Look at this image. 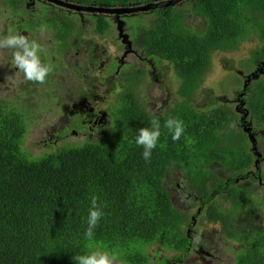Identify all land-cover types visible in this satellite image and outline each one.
Masks as SVG:
<instances>
[{
    "label": "trees",
    "instance_id": "obj_1",
    "mask_svg": "<svg viewBox=\"0 0 264 264\" xmlns=\"http://www.w3.org/2000/svg\"><path fill=\"white\" fill-rule=\"evenodd\" d=\"M65 1L129 6L152 0ZM8 2L15 11L23 5L22 1ZM183 2L181 7L178 3L142 12L147 17L137 23L132 46L141 49V55L171 63L181 78L178 93L190 98V91L197 90V84L204 81L215 50H233L252 35L264 40V0ZM188 19L199 22L189 24ZM35 23L38 28L53 24L60 47L67 46L64 39L72 34L73 22L51 14L47 20ZM109 27L105 16H96L98 34L103 35ZM74 34L78 37L77 32ZM138 84L134 82L133 86ZM95 91L83 87L74 100H92L85 102L81 111L76 110L75 122L82 112L91 121L98 118ZM120 92L106 108V125L96 134L79 146L61 145L41 156L25 147L30 119L26 108L31 107L19 106V111L0 101V264H76L74 255L97 247L116 253L125 264H164L168 258H156L161 250L177 255L176 264H189L182 258L188 247L183 229L192 218L173 206L165 185V178L174 173L182 174L201 201V213L195 212L193 217L203 216L207 223L220 225L225 237L243 246L236 253L235 264H264V224L259 219L264 198L252 197L250 191V183L258 186L264 174L259 167L261 160L254 159L259 152L247 149L245 138L237 137L244 132L230 130L226 142L221 138L222 124L212 109L195 111L181 103L149 114L145 105L139 108L132 92ZM250 93L247 107L261 127L264 146V86ZM48 99L55 97L50 93ZM61 108L67 111L63 103ZM225 114L228 123L236 120L235 127L240 123L239 118L233 119L232 110ZM169 117L184 122L185 133L179 140L173 141L163 127ZM154 118L161 123V136L146 162L135 138L139 128L150 127ZM72 125L76 127V123ZM219 172L226 174L225 180ZM92 195L106 207L93 239L88 240L84 231Z\"/></svg>",
    "mask_w": 264,
    "mask_h": 264
},
{
    "label": "rangeland",
    "instance_id": "obj_2",
    "mask_svg": "<svg viewBox=\"0 0 264 264\" xmlns=\"http://www.w3.org/2000/svg\"><path fill=\"white\" fill-rule=\"evenodd\" d=\"M17 1H22L26 8L22 5L19 11H15L8 0H0V35L15 31L28 36L29 39H35L44 49L40 54L42 62L45 61L46 64L53 67V72L48 76L45 83L22 85L21 81L25 80L24 76L19 75V73L15 75L12 72L11 50H0V101H4L12 107H31L28 113L30 115L29 128L24 142L25 147H29L33 155L41 156L45 152L55 151L61 145L79 146L89 135L96 134L98 129H101L99 120L103 116L100 119L98 118L96 124L89 127L90 122L85 115H82L85 122L83 123L84 120H81L75 128L72 126L74 120H71L74 113H71L69 108L66 112H63L61 108L62 103L70 105L72 99L80 93L82 84L85 83L83 78L80 80L73 67L81 68L84 73L88 71L90 64L86 62V59L90 57L89 54L86 52L84 57L79 54V58L74 64L69 62L71 55L77 51L80 52L82 49L79 47H81L90 51V55L98 58L101 64L100 69L103 65L113 67L112 79L115 70L123 72H127L126 68L128 70L133 68L138 70V73L125 74H128L131 81L140 84L144 82L145 89L142 85L136 86V89L142 87L144 90V104L149 114L157 113L156 110L165 111L166 106L172 109L175 104L186 103L189 107L195 109H212L214 117L221 123L224 121L223 136L221 137L223 141H228L230 130H235V133L244 131V134H237V137L245 138L247 149L252 147L259 152V154L254 155V159L259 158L261 160L259 167L261 174H264V146L260 139L261 127L254 121L247 105L244 103L243 106L247 110L244 114L246 116L242 118L245 123H240L238 127L233 126L231 123L228 124L225 114L227 110H235L237 101L245 100L248 91L257 86H264V40H259L255 35H252L246 41L238 43L233 50H215L211 56L204 81L197 84V90L190 91V98H185L178 93L181 78L177 76V70L173 68L171 63L161 62L148 54L141 55L142 50L132 46V41L136 37L137 23L147 17L146 13H143L144 17L140 12L124 17L120 16L118 19H114L110 15H104L109 21L110 27L101 35L95 31L96 14L94 13L77 11L75 13L42 0ZM183 4V1L180 2L178 7L183 6ZM51 14H56L61 19L73 22L72 34L64 39L67 44L66 47H60L59 41L61 40L56 37L53 24L46 23L42 25L45 26V30L41 31L42 26L38 28L35 23L38 20H47ZM149 15L153 16V13ZM118 20L123 25L122 35L125 36L124 41L119 37L118 30H116ZM196 22H199V20L188 19L189 24ZM26 27L34 29L32 35L24 32L22 28L26 29ZM75 32L78 33V37L74 34ZM75 40L78 42L77 49L69 45V43H74ZM119 44L126 45L128 56L124 62H110L114 55L119 58V55L123 52L118 49ZM136 50L140 53V56L136 55ZM254 51L256 52L254 53ZM6 63H8L7 67ZM10 70V75L6 76ZM120 78L123 81L120 85L129 83L122 75ZM110 88L106 87L94 92L96 93V99L99 101H94V106L100 113L114 100L113 94H110V91H112V88ZM50 93L55 97L54 100L48 99ZM249 95L251 93L248 94L247 99ZM211 99L214 102H211ZM85 107L86 104L83 101L72 105L73 110ZM251 169L254 170L253 167ZM219 177L225 180L227 176L219 172ZM183 181L185 180H183L181 173H174L173 176L165 178V185L172 198L175 199L173 200V206L177 210L187 212L188 217L192 218L191 223L186 222L184 227L191 225V229L195 230L193 233L204 234L219 244L221 248L222 246L225 248L230 239L225 237L220 225L208 224L203 216H198V219L193 217L201 202L198 199H191V202L186 201L185 194L191 196L196 195V193L192 187L186 183L184 184ZM176 184H178V187ZM250 184L252 197L264 198V191L262 190L264 180H261L258 186L255 183ZM217 199L215 197L214 202L218 203L219 200ZM261 209L263 214L259 215V219L260 223L264 224V206ZM239 228L242 229L241 226H238ZM216 237L222 238L220 242ZM232 244L230 246L236 248L238 252L243 247L239 241L232 240ZM148 246L149 244H146L147 248ZM120 252L121 254L124 253L123 251ZM234 260L235 258H219V264H224V261H228L227 264H234Z\"/></svg>",
    "mask_w": 264,
    "mask_h": 264
},
{
    "label": "clouds",
    "instance_id": "obj_3",
    "mask_svg": "<svg viewBox=\"0 0 264 264\" xmlns=\"http://www.w3.org/2000/svg\"><path fill=\"white\" fill-rule=\"evenodd\" d=\"M23 6L26 8L24 4ZM63 9H66V8H63ZM70 11L76 13V11H73V10H70ZM85 13H89V12H85ZM94 14L99 15L97 13H94ZM44 30H45V26H42L41 31H44ZM116 30L118 29L116 28ZM69 44L70 45L72 44L71 46L73 47V46L78 45V42L77 40H75L74 43H69ZM5 49L11 50V63H12L11 65L14 66L12 72H14L15 75L16 73L21 72L19 73V75L24 76L25 80L21 81L22 85L24 84L30 85V84H35V83L43 84L46 82L48 76L53 72L52 65L42 62L40 54L44 51V49L41 46V44L38 43L35 39H29L28 36L21 34L19 32L9 31L7 34L0 35V50H5ZM7 66H8V63H6V67ZM10 72L11 70L8 72V74H6V76H9ZM134 72L138 73V70H135L133 68V73ZM1 79H4V78H1ZM140 85L144 87V82L143 84L139 83L138 85H135V86H140ZM135 86L132 85L131 87H129V83L125 85H120L118 87H115L114 85L110 86L112 88V91H110V94L111 95L113 94V97H114L113 102L115 101V98L117 97L116 92H118L119 90H122L123 92L128 90L133 93V96L135 97L136 102L139 105V108L141 109L142 107H144L145 105L144 104V90L142 89V87L139 89H136ZM117 88H118V91L116 90ZM123 92H120V93H123ZM79 96H80V93L72 99L70 105L66 104L67 109L69 108L70 112L74 113L71 120H74L72 124L76 123V127L78 123L80 122L82 115L85 114V112L79 113V116L81 117L79 118L77 122H75V117L78 111L73 110L72 105L75 103L74 100L78 98ZM83 103L85 102L83 101ZM244 103L247 105V103L244 100L237 101L236 109L235 110L231 109L235 113V116L233 119L239 118L240 123H245V121L242 119L244 116H246L244 114L247 112V110L243 108ZM16 107L20 111L19 106H16ZM87 107L90 109V111L93 110V108L89 107L88 104H87ZM106 108L103 111H101V113L98 112L99 119L103 116L99 121H104L103 118L106 116ZM193 109L195 111L200 110V109H195V108ZM26 110H27V113H29L31 109L26 108ZM78 110L81 111L82 109H78ZM251 115L254 119V115L252 113ZM98 118L96 119V121L98 120ZM233 122L235 124L236 120L230 121L231 124H233ZM223 123L224 121H222L221 123L222 129L224 128ZM150 124H151L150 127L139 128L138 134L135 138L136 145L143 148L142 156L146 162L150 161L152 150L157 147V144L161 136L160 121L154 118L151 120ZM105 125H106V121H105V124H103V127ZM238 125L236 127H238ZM163 127L168 130L173 141L179 140L181 136L184 135L185 133L184 122L183 120L179 118L169 117L168 119L164 121ZM72 132L75 133L74 130H72ZM104 207H106V205H102L101 203H99L98 197L96 195L91 196L90 207L88 209V215H87V227L84 231V236L88 240L93 239L95 235V229L98 226L99 221L105 215V212L103 210ZM198 242H199V237H196L195 243H198ZM73 259L75 260L76 264H124V261L116 253L110 252L102 247L90 249L84 254L74 255Z\"/></svg>",
    "mask_w": 264,
    "mask_h": 264
},
{
    "label": "flooded vegetation",
    "instance_id": "obj_4",
    "mask_svg": "<svg viewBox=\"0 0 264 264\" xmlns=\"http://www.w3.org/2000/svg\"><path fill=\"white\" fill-rule=\"evenodd\" d=\"M110 16H112L115 19V17L113 15H110ZM32 30H34V29H32ZM32 30L27 31V32L24 31V32H26L28 35H32V33H33ZM118 35H119V32H118ZM119 37L122 38L123 41L125 40L124 37H122L120 35H119ZM119 45H120V47L118 49L120 51H123V52L121 53V55H119V58H117V55H114V58H111L110 62H114V61L124 62L126 60V58L128 56V50H127L128 48L126 47V45H121V44H119ZM73 47L76 48L77 46H73ZM79 48L82 50H80V52L77 51L73 55H71V57L69 58V62L71 64H74V62L79 58V54H81L82 57H84L86 55V52L90 56L88 59H86V62L90 64V67H89V70L86 71L85 73L81 70V68L73 67V69H75L77 72V76L80 77V80L82 78L84 79L85 83L82 84L81 90H83V87H87V88L90 87L91 90H102V89H105L106 87H110L112 85H114L115 87H118V86H120V84L123 83L122 79L120 78L121 75L129 81V87H131L134 84V81H131V78L128 76V74L127 75L125 74V73H132L133 69L128 70V68H126L127 72H123L121 70H115L114 78L112 79L111 77H112L113 67H108L106 65H103L100 69L101 64L99 63L98 58L96 56L90 55V51L85 50L84 48H81V47H79ZM135 53L137 56H140V53H138L137 50L135 51ZM116 90L118 91V88ZM246 94L248 96L249 91ZM247 96H246V99L244 100L246 103H247ZM91 101L92 100H89V101L85 100V102H87V103H89ZM84 115L86 116V119L90 122L89 127H92V124L97 123L96 120L91 121V119L88 118V115H86V114H84ZM93 115L97 116V114H94V113H93ZM81 120H84L83 117L81 118ZM84 122H85V120L83 121V123ZM100 124H101V128H103V124H105V121H100ZM184 184H185V182H184ZM176 185L178 187V184H176ZM185 197L187 199L186 201H189V202H191V199H193V200L198 199L200 201V199L195 195L189 196V195L185 194ZM170 198H171L172 202H173V200H175L174 197L172 198L171 195H170ZM200 205H201V203H200ZM200 205L198 206L197 210L195 211L198 214H200L201 210H202V208L200 210ZM203 206L205 208V204H203ZM208 224H212V223L208 222ZM184 229H185V231L183 233L186 235L187 240H188L187 253L184 254L182 257V258H185L184 262L189 263V264H192V263H195V264H212V263L213 264H219V262H220L219 258H237V255H236L237 249L232 248L230 246V244H232V240L228 241V244L226 243L225 248L223 246L221 248V246H219V244H217L216 242L211 240V238L206 237L204 234L199 235L198 232L193 233V231H195V230H192L190 227H187V226ZM196 237H199L198 243H195ZM216 238L219 239V242L222 239L219 237H216ZM156 258H157V261H161L165 258H168V261L165 262L164 264H176L174 258H178V257H177V255H169V253H165L163 250H161L160 254ZM207 261H209V262H207ZM227 263H229V262L224 261V264H227ZM234 264H235V261H234Z\"/></svg>",
    "mask_w": 264,
    "mask_h": 264
},
{
    "label": "water",
    "instance_id": "obj_5",
    "mask_svg": "<svg viewBox=\"0 0 264 264\" xmlns=\"http://www.w3.org/2000/svg\"><path fill=\"white\" fill-rule=\"evenodd\" d=\"M43 1L49 4H53L77 12H89V13H97L102 15L104 14L113 15L115 18L118 19L120 16H126L130 14H136L140 12H147L155 9L170 7L183 0H157V1L152 0L144 4L129 5V6L80 5L72 2H67L65 0H43ZM122 27H123L122 23L118 20L117 29L119 31V35L125 37L124 35H122Z\"/></svg>",
    "mask_w": 264,
    "mask_h": 264
}]
</instances>
